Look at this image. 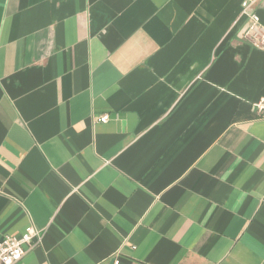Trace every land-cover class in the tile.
<instances>
[{
  "label": "crops",
  "instance_id": "crops-1",
  "mask_svg": "<svg viewBox=\"0 0 264 264\" xmlns=\"http://www.w3.org/2000/svg\"><path fill=\"white\" fill-rule=\"evenodd\" d=\"M241 13L0 0V241L41 234L18 264H264V49Z\"/></svg>",
  "mask_w": 264,
  "mask_h": 264
},
{
  "label": "built area",
  "instance_id": "built-area-1",
  "mask_svg": "<svg viewBox=\"0 0 264 264\" xmlns=\"http://www.w3.org/2000/svg\"><path fill=\"white\" fill-rule=\"evenodd\" d=\"M264 8V0H242L241 16L249 20L248 30L245 33V39L255 47L264 49V24L257 12L258 4ZM254 111L258 117L264 118V99L253 105ZM101 123H107L109 116L104 115L98 118ZM38 241L34 243V240ZM41 234L32 225L28 226L20 236L7 235L0 241V264H18L28 252L33 250L39 244ZM25 245H30L25 248ZM114 259L108 258L102 264H113Z\"/></svg>",
  "mask_w": 264,
  "mask_h": 264
}]
</instances>
